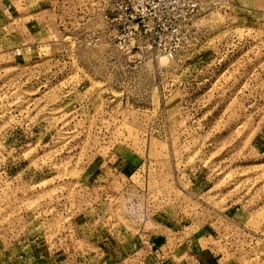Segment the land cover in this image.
Returning <instances> with one entry per match:
<instances>
[{
  "label": "rangeland",
  "instance_id": "rangeland-1",
  "mask_svg": "<svg viewBox=\"0 0 264 264\" xmlns=\"http://www.w3.org/2000/svg\"><path fill=\"white\" fill-rule=\"evenodd\" d=\"M5 1L17 12L0 34V232L33 223L34 237L42 217L71 220L57 215L71 203L93 225L89 245L47 260L43 246L17 258L8 229L0 264H201L200 244L221 264H264V0H203L174 58L146 34L120 49L119 0ZM114 223L159 235L155 258L144 243L106 258Z\"/></svg>",
  "mask_w": 264,
  "mask_h": 264
},
{
  "label": "crops",
  "instance_id": "crops-1",
  "mask_svg": "<svg viewBox=\"0 0 264 264\" xmlns=\"http://www.w3.org/2000/svg\"><path fill=\"white\" fill-rule=\"evenodd\" d=\"M1 4H0V34L3 32V28L6 27V23H8V21H10L11 19L14 18V14L17 12V7L14 4H7V1L5 0H0ZM31 13V12H29ZM112 173V172H111ZM113 174V173H112ZM100 176H102L103 174H99ZM108 172L105 173V183H108L107 187L106 185H101L104 188H110V184L111 182H113L115 180V177L113 175H110ZM104 176V175H103ZM98 180V179H95ZM117 183L113 182V184ZM118 185V184H117ZM118 187V186H117ZM92 189V188H91ZM95 189V188H93ZM112 189V188H111ZM105 190V189H104ZM108 191V190H107ZM106 191V195L108 194ZM83 207H78V204L75 203H71L69 204L68 210L66 211L65 207H59V209H57V215L63 216L64 213H67L70 215L71 213V220L69 221H61L58 220V222L52 221L50 222V219H44V217L41 218V220H36V223H34L35 225V230H36V235L34 237H32V241H30L32 244L38 243L39 241H42V245L43 247L41 248L42 251H40V253L43 255V259L42 260H47L50 259L48 258V256L51 257H56L59 258L61 256H64V251H65V247L66 249L69 251H73V254L76 253V249H77V245L79 246L80 241H84L85 243H87L89 245L90 242V237H91V226L93 225V223L88 221H80L81 219H77V217H80L82 211L88 209L90 207V205H82ZM62 213V214H60ZM153 224L155 225V222L152 221V218H149L147 220V222L145 224ZM33 223H21L17 229V227L14 228H9V225L3 229L2 232H0V239L2 240V238H5V235H7L8 233V229H10L11 231H14L17 229L18 234L16 233H12V235L18 237L19 236V240H15L13 245L16 246V243L19 241L20 243H25L26 241H29V239L31 238V225ZM116 227L114 226H109V227H113L114 229V233L116 237V248L114 250H111V247L107 248V249H103L102 254H105V257L108 258V256L110 255H115L116 259H127L126 257L128 256H133L135 254H137L139 252V250L137 249L138 246L141 247V245L144 243L142 242V240L144 239L143 236L138 235L137 236V231L131 230V232L128 233V229L125 230L123 229V225L122 226H118L119 223H114ZM101 227H104L101 225ZM121 227V228H120ZM184 227L181 225V228ZM76 228L80 229L79 232V236L77 235V231ZM150 228V227H149ZM153 228V227H152ZM185 228V227H184ZM170 229V228H168ZM109 230V229H107ZM73 231V232H72ZM164 232H167L165 229H163ZM145 234V233H143ZM199 233H197V235L194 238L195 244H193V246H198L199 243H201V239L204 238V235H198ZM10 237L11 241L14 240V238ZM155 233H151L149 234L150 240H157L159 238V235L156 237L154 236ZM122 238V239H121ZM62 239V241H61ZM114 239V237H112V240ZM190 242H192V240H189ZM111 243V241H110ZM193 243V242H192ZM106 246H108L107 244L109 243H105ZM136 244V246H134ZM5 249L2 250V248H0V261H6V260H10L11 259V254L12 252L10 250H12V246H10L9 248L3 246ZM61 247V248H59ZM51 248V249H50ZM200 248H202V251L200 250ZM200 248L198 247V260L200 261V263L202 264L204 262V258H211L210 260H207L206 264H221L215 262L216 258L214 257V255L211 253V251L209 250H205L204 247L200 244ZM90 250V248H89ZM63 251V252H62ZM86 253L89 254V251H87ZM71 254V255H73ZM204 254V255H203ZM10 256V258H9ZM109 256V258H110ZM213 257V259H212ZM154 259L155 256L151 255V256H147L146 254L143 255L142 259Z\"/></svg>",
  "mask_w": 264,
  "mask_h": 264
},
{
  "label": "built area",
  "instance_id": "built-area-1",
  "mask_svg": "<svg viewBox=\"0 0 264 264\" xmlns=\"http://www.w3.org/2000/svg\"><path fill=\"white\" fill-rule=\"evenodd\" d=\"M202 3L203 0H119L116 3V10L119 11V14L114 20H120L127 24L116 35L120 49L132 52L135 48L140 47L136 43L146 34L151 39L149 44L151 48L174 58L177 54L176 43L181 38V24L188 22L195 15ZM89 36L91 41L96 39L93 34ZM16 54L21 55V51L17 50ZM138 206L135 208V205L131 204L127 208L133 214L139 215L138 212L141 209L139 210ZM105 240L108 238L106 237ZM30 241H32V237L25 243L19 241L16 243V247L23 244L18 251L17 258L24 259L25 257L26 259L25 253L28 255L26 250L34 251L37 247L39 249L43 246L42 241H39V244H32ZM142 242L147 245L146 255L156 256L152 241L144 238ZM34 256L43 258L40 250Z\"/></svg>",
  "mask_w": 264,
  "mask_h": 264
}]
</instances>
